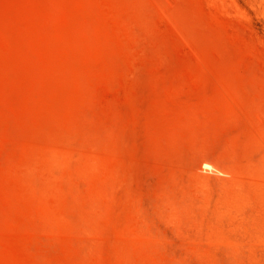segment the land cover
Listing matches in <instances>:
<instances>
[{
    "label": "rangeland",
    "instance_id": "1",
    "mask_svg": "<svg viewBox=\"0 0 264 264\" xmlns=\"http://www.w3.org/2000/svg\"><path fill=\"white\" fill-rule=\"evenodd\" d=\"M0 264H264V0H0Z\"/></svg>",
    "mask_w": 264,
    "mask_h": 264
},
{
    "label": "bare ground",
    "instance_id": "2",
    "mask_svg": "<svg viewBox=\"0 0 264 264\" xmlns=\"http://www.w3.org/2000/svg\"><path fill=\"white\" fill-rule=\"evenodd\" d=\"M206 169H208V170H212L213 171V166L211 165V164H209V163H204V165H203Z\"/></svg>",
    "mask_w": 264,
    "mask_h": 264
}]
</instances>
